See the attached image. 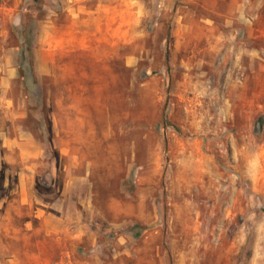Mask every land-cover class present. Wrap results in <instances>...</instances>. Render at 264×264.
I'll use <instances>...</instances> for the list:
<instances>
[{"label": "rangeland", "instance_id": "1", "mask_svg": "<svg viewBox=\"0 0 264 264\" xmlns=\"http://www.w3.org/2000/svg\"><path fill=\"white\" fill-rule=\"evenodd\" d=\"M20 126L83 236L4 264H264V0H0Z\"/></svg>", "mask_w": 264, "mask_h": 264}, {"label": "crops", "instance_id": "2", "mask_svg": "<svg viewBox=\"0 0 264 264\" xmlns=\"http://www.w3.org/2000/svg\"><path fill=\"white\" fill-rule=\"evenodd\" d=\"M15 118L24 120L26 113L18 112ZM44 154L42 143L22 126L15 133L3 131L0 170L4 169L7 176L3 183L5 192L0 198V264H4V252L18 257V251H25L29 256L34 251L36 237L53 238L57 244L66 237L82 239L81 221L76 220L80 228L74 229L64 207L57 203L62 198L47 202L35 190V177Z\"/></svg>", "mask_w": 264, "mask_h": 264}, {"label": "trees", "instance_id": "3", "mask_svg": "<svg viewBox=\"0 0 264 264\" xmlns=\"http://www.w3.org/2000/svg\"><path fill=\"white\" fill-rule=\"evenodd\" d=\"M23 59H22V62H27V57H26V52L28 51V52H31V50H32V47L31 46H29L28 48H26L25 47V45H23ZM26 51V52H25ZM29 66V71L31 72V74L34 76V78L36 77V75H35V70H34V67L31 65V63L28 65ZM21 72L22 73H24L25 71H24V69H21Z\"/></svg>", "mask_w": 264, "mask_h": 264}]
</instances>
